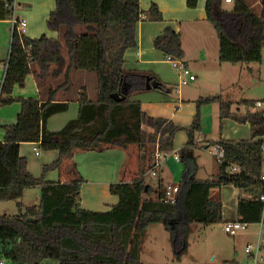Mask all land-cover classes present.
<instances>
[{
    "label": "trees",
    "instance_id": "16d2710c",
    "mask_svg": "<svg viewBox=\"0 0 264 264\" xmlns=\"http://www.w3.org/2000/svg\"><path fill=\"white\" fill-rule=\"evenodd\" d=\"M198 1L187 0V4L195 8ZM12 3L0 1V19L11 17ZM145 12L150 20L164 19L156 3L143 10L141 0H56L47 23L60 33L59 38L46 34L31 38L17 30L13 33L0 104L19 101L22 110L15 123L5 126V140L0 142V200H15L20 211L14 215L0 213V259L7 264H146L141 260L144 237L148 227L157 223L169 232L179 259L188 248L191 224L223 220V203L212 198L210 191L229 184L254 194L252 198H240L238 220L250 224L263 220L259 177L264 161V140L260 139L264 136V111H251L254 101H241L249 109L238 114L231 111L233 102L221 96L200 98L192 123L180 126L171 119L148 115L139 100L131 99L148 89V76L158 80L163 91L174 88L152 74L125 68V52L138 45L137 26ZM206 12L220 41L221 63L262 62L264 11L257 15L244 0H236L231 10L223 8V0H206ZM154 46L166 57L185 56L181 34L171 26L157 35ZM73 70L96 73L97 97L91 99L82 92L77 117L59 130H50L49 118L69 109L70 102L57 100L55 95L69 87ZM30 73H35L39 86L49 91L48 99L13 95L14 87L25 86ZM61 74L63 81L56 87L47 83L51 76ZM212 102H219L221 120L249 122L252 137L214 141L212 144L223 152L219 173L215 179H198L193 147L202 128L201 107ZM180 130H186L189 138L181 148L186 169L177 199L166 201V188L161 184L154 188L146 173L153 166L156 151H174V139ZM22 142L58 150V158L44 166L41 177L30 172L27 159L20 155ZM130 144L139 148V176L131 182L111 184L119 202L108 211L87 210L80 205L85 178L75 163L71 181L44 179L48 170L61 167L76 150L103 151L109 146L126 149ZM232 163L242 170L229 171ZM30 187L41 188L40 202L23 207L22 199Z\"/></svg>",
    "mask_w": 264,
    "mask_h": 264
},
{
    "label": "crops",
    "instance_id": "0c3cea01",
    "mask_svg": "<svg viewBox=\"0 0 264 264\" xmlns=\"http://www.w3.org/2000/svg\"><path fill=\"white\" fill-rule=\"evenodd\" d=\"M235 1L236 0H233L232 2L223 1L232 4L230 7L223 6V8L226 10L233 9ZM244 1L257 15H261L264 11V0ZM152 3H156L159 6L164 19L160 21L150 20L148 18V13L145 12L143 19L140 20L137 26L138 45L134 48H129L125 52L124 65L128 70L143 72L146 73V75L152 74L161 80L162 83L174 86V88L171 89V91H163L159 88H148L132 95V100H139L142 104V109L148 115L171 119L180 126H188L192 123L198 111L197 100L200 98L221 96L222 99L233 102L231 111L238 114H244L249 109L247 105L243 104L241 101L252 100L254 101V104L252 108H250L251 111H264V105H255L258 101L264 103V99L253 96H243L242 93H245V90L242 87H239V89H236L235 87L238 83L236 81V79H238V73L241 75V78L250 74L249 81L256 83L257 79H259L257 71L260 69L251 63L244 64L241 65V67H239L240 69L237 70V73L234 74V70L240 63L233 64L229 62H220V41L214 26L207 19L206 0H199L198 5L195 8L189 7L187 0H141V7L143 10H148ZM55 7L56 0H17L16 4L14 6L12 5V15L15 13L18 17L25 18L27 20L25 34L28 37L37 38L42 34H46L51 38H59L60 33L56 30H51L47 23L49 15ZM10 18L0 19V63H2V65H0V92L2 90V83L7 69L5 65L10 54L13 36ZM168 26H171L176 31L180 32L182 46L185 52V56L182 60L191 69V72L196 75L195 79L187 78V81L183 82L180 72L174 68L172 63L167 59L166 55L154 46V40L157 35H159ZM65 57L67 58L66 53ZM226 64H232V69L229 70V67H224ZM33 67L35 69L38 68L37 66ZM89 72L90 71L87 70H73L70 75L71 82L69 87L67 89H60L55 95L57 100L69 101L70 106L75 104L77 107V115L80 106V95L85 91L88 93V83L90 82V79H92L91 73ZM197 72H200L203 77L200 81V76H198ZM225 75L229 76V78L225 79ZM205 77H209L210 80L215 77L213 82L214 85L212 86V89L214 90H212V92L206 89L207 80ZM47 81L49 85L52 84L53 87H56L63 81V76L62 74L55 77L51 76ZM232 85L233 89L230 88ZM13 95L16 98L41 96L43 99H48L50 93L47 89L39 86L35 73H30L26 77L25 86L22 87L16 85L14 87ZM89 97L93 96L90 95ZM209 104H218L217 106L219 107L211 109L210 112H212V114L209 116L211 121L216 122L214 125L217 138L206 142L203 139V134L205 135L206 133V124L204 120L206 116L203 112V107ZM209 104H205L201 107V136L198 138L199 140L197 141L196 146L193 147V154L194 149L199 144L198 142H204L206 143L204 145L205 149H209L211 146L215 148L212 152L216 156L217 163L214 166V169H212L211 177H198L197 173L199 166L197 165L195 178L198 179H215L219 173L222 159L220 161L218 155L220 147L216 144H212L214 141L219 138L227 140H243L250 139L252 137V129L249 122H238L232 118H224L221 120L219 102H212ZM70 106L67 111L71 109ZM21 110L22 103L19 101L4 106L0 104V142L5 140V126L15 123ZM214 110L216 114H214ZM67 111L62 113H68ZM213 114L215 116H213ZM56 115L58 114L53 115L48 120L47 127L50 130H56L50 128V122ZM69 120V118L65 120V123ZM188 139L186 130L178 131L174 139V151L179 153L180 158L176 159L172 156L168 157L161 164V166L156 168V175H153L152 173V165L148 168L146 178L149 184H151L154 188L157 189L160 184L163 188H167L169 185L179 186L186 169V165L183 163L184 160L181 154V148L187 144ZM260 139L264 140V136H261ZM34 146H39V144L34 142H22L20 144V155L27 159L28 169L30 172L34 176L40 177L43 174L44 166L54 162L58 158L59 152L58 150H48L42 155L41 153L37 155L34 151L36 155V157H34L32 152V150H34ZM74 163L76 164L79 173L85 178L81 188L80 205L87 210H110L113 205L119 202V196L111 192V184L120 181L131 182L139 176V158L132 155L129 148L125 149L120 146H109L103 151L76 150L72 159H66L61 167L54 168L53 170L46 172L44 177L45 181H71L74 177V174L71 172V168ZM234 164L236 163H232L229 166V171ZM238 167L240 169L237 172L242 170L239 165ZM226 186H232L233 188L232 195L229 199H224L222 196V189ZM30 188L26 189L24 197ZM153 195H155L154 192ZM210 196L216 200L222 201L223 220L213 224L193 223L191 224L190 233H192L195 229L202 230L206 227L209 228L207 233H212L216 230L217 226L223 227V223L225 221L238 220V204L240 198H252L254 194L250 190H241L240 188L229 184L222 187L212 188ZM38 203L25 204V207ZM227 205L230 206V211L226 209V207H228ZM252 224H250L249 228L244 231V235L248 236L246 237L248 240H246L245 252L248 244L256 243L258 241L260 222H257L259 228L253 232L250 231ZM153 225L156 224H152L148 227L147 233L144 237L143 246L145 244V239H147L150 235ZM236 236H238V234L233 237ZM253 237H255L254 240ZM261 244L262 252L259 254L257 261L252 259L246 252L249 259H247L248 262L246 261L245 264H264V235L261 238ZM189 245L190 243L188 241V248ZM236 249L237 239L234 241V250ZM225 253L227 255H221L220 257L222 261H229L230 259L235 260L234 258H231L233 250L231 251L230 249V252L227 251ZM214 257L216 258V256ZM174 260L180 261L178 264H209L208 262L198 259L185 260L183 259V254L179 259L174 256L173 261Z\"/></svg>",
    "mask_w": 264,
    "mask_h": 264
},
{
    "label": "rangeland",
    "instance_id": "374dc122",
    "mask_svg": "<svg viewBox=\"0 0 264 264\" xmlns=\"http://www.w3.org/2000/svg\"><path fill=\"white\" fill-rule=\"evenodd\" d=\"M19 1V0H18ZM232 4L223 2V6L230 7ZM244 64H250V63H240L237 68L234 70V74L237 73V70L240 69L241 65ZM251 64L256 65L258 67V76L259 79H257L256 83H253L249 81V75L243 76L241 78V75L238 73L236 81L238 82L235 87L236 89L239 87H242L245 90V93H242L243 96H253L264 99V48H263V59L262 62H252ZM224 67H229L228 69L231 70L233 67L232 64H226ZM233 72V71H232ZM91 78L90 82L88 83V93L89 96L92 95L93 97H90L92 99H95L97 97L98 88H97V75L94 71H90ZM248 73V72H247ZM198 76H200V80H202V76L200 72H197ZM226 76V75H225ZM229 76H226L225 79H228ZM207 80V86L206 89L211 91L212 86L214 85V78L210 80L209 77H205ZM233 85L230 87L232 88ZM234 87V88H235ZM233 89V88H232ZM208 92V91H207ZM226 92V91H224ZM10 105V104H8ZM218 104L213 105H205L203 107V112L205 114V124H206V133L203 134L204 141L213 140L217 138V133L215 130V121H211V118L209 117L212 112L211 109H216L215 107L219 108L217 106ZM4 106V105H2ZM71 109L67 111L68 113H60L56 116H54L50 122V128L53 129H60L62 128L66 123L65 120L76 118L77 117V107L75 104H72ZM214 114H216L215 110L213 111ZM213 114V116H215ZM61 119V120H59ZM146 129L148 127L144 126ZM200 133H198L197 138H200ZM198 146L194 149V154L196 156V164L199 166L198 169V177H211L212 176V169H214V166L217 163L216 156L213 154L212 151L215 150L213 146H211L209 149H205L204 145L206 143L199 141ZM39 151L41 155L44 152H47L48 150H45L41 147H39ZM129 150L132 152V155L139 158L140 152L137 144H130ZM33 149V148H32ZM34 157H36L34 150H32ZM179 155V153H173L171 156L173 158L178 159L176 156ZM180 156V155H179ZM28 163V162H27ZM184 165L185 162H183ZM53 170V169H50ZM49 171V170H48ZM47 171V172H48ZM147 176V175H146ZM41 177V176H40ZM45 177V176H44ZM151 180V179H150ZM39 187H33L26 192L25 197L23 200V207H25V204H32V203H38L39 198H41V189ZM233 188L232 186H226L222 189V196L224 199H229L232 195ZM226 209L230 211V206L227 205ZM20 209L18 206V203L15 200H0V213L7 215H14L19 213ZM153 228L150 231V235L147 239H145V244L143 246V250L141 252V260L145 262L146 264H178L180 261L174 260L173 258L175 256V252L172 248V244L170 242V234L165 230V226L163 224H156L152 226ZM203 227V225H202ZM258 224L254 223L251 225L250 231H255L258 229ZM209 231V228H203L202 230L195 229L190 233L189 236V248L186 250L183 254V259L185 260H201L204 262H208L209 264H245L247 261L248 256L245 252V244H246V235H244V231H241L238 233V236L233 237L225 233L223 227L217 226L216 230H214L212 233H207ZM255 237H253L254 240ZM237 239V249L234 250V241ZM228 249V250H227ZM233 250L232 257L235 260H229V261H222L221 255H225L227 251L230 252ZM227 255V254H226ZM216 256V258L214 257ZM248 262V261H247Z\"/></svg>",
    "mask_w": 264,
    "mask_h": 264
},
{
    "label": "built area",
    "instance_id": "2783aa9c",
    "mask_svg": "<svg viewBox=\"0 0 264 264\" xmlns=\"http://www.w3.org/2000/svg\"><path fill=\"white\" fill-rule=\"evenodd\" d=\"M226 2H232L233 0H223ZM17 0H13L12 5L14 6L16 4ZM10 21L12 23V34L15 32V30L19 31L20 33H25L26 26H27V20L25 18L18 17L15 13L11 16ZM167 59L172 63L175 69H177L181 76L182 81L186 82L187 78L189 79H195L196 75L191 72V69L185 64V62L182 59L173 58L171 56H167ZM2 65V63H0ZM7 67V63L5 65ZM1 96V92H0ZM255 105L262 106L264 105L263 102H257ZM199 139L197 138V141ZM262 150L264 151V143L262 144ZM34 151L37 155L40 154L39 146H34ZM173 153H177L176 151H156L152 173L153 175H156V168L161 166V164L170 157ZM219 159H223V152L220 149L218 152ZM178 159L180 158L179 155L176 156ZM240 168L237 164L232 165L231 170L232 171H238ZM261 181V185L263 187V191L260 194V199L264 202V161L262 166V171L259 177ZM179 191L178 185H169L166 188V195L165 200L166 201H174L177 199V194ZM250 223L246 221H240V220H233V221H225L223 223V229L225 233L234 236L237 235L241 231H245L249 228ZM264 235V224L263 220L260 221V230L258 232V241L256 243L248 244L246 247V252L249 254V256L257 261L259 254L262 252V244H261V238ZM0 264H7L6 260L0 259Z\"/></svg>",
    "mask_w": 264,
    "mask_h": 264
},
{
    "label": "water",
    "instance_id": "95a60500",
    "mask_svg": "<svg viewBox=\"0 0 264 264\" xmlns=\"http://www.w3.org/2000/svg\"><path fill=\"white\" fill-rule=\"evenodd\" d=\"M147 87L148 88H160L161 84L158 80L152 79L150 76L147 77ZM28 220H32L30 217H28Z\"/></svg>",
    "mask_w": 264,
    "mask_h": 264
}]
</instances>
